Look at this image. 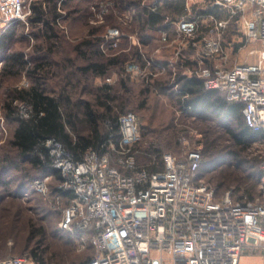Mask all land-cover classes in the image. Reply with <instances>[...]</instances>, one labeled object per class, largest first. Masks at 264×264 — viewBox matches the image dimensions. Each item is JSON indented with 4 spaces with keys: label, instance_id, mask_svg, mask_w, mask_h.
<instances>
[{
    "label": "built area",
    "instance_id": "built-area-1",
    "mask_svg": "<svg viewBox=\"0 0 264 264\" xmlns=\"http://www.w3.org/2000/svg\"><path fill=\"white\" fill-rule=\"evenodd\" d=\"M27 2L0 0L1 30L27 24ZM215 5L227 13L225 18L196 13L188 6L185 16L173 23L189 46H202L195 67L184 65L185 49H179L175 64L161 63L164 67L159 69L145 56V69L131 64L128 71L137 80L171 67L170 86L177 89L181 65L184 75L201 80L207 90L243 104L246 125L264 133V0H215ZM235 19L243 31L240 41L256 46L250 54L257 59L226 68L222 63L229 53L222 38ZM168 34L163 31L162 39L166 41ZM119 37L120 31L111 29L106 38L116 47ZM145 70L149 73L143 76ZM118 121L120 139L109 140L103 154L89 149L77 159L61 142H46L51 166L62 177L53 188L55 205L65 193L73 195L62 210L59 229L78 242L80 251L91 246L94 255L85 264H241L246 257L264 258V200L240 202L232 190L218 197L215 186L198 182L204 162L200 150L165 154L163 171L138 170L133 146L142 137L140 120L130 112ZM261 168L264 173V164ZM53 178L36 180L35 191L51 196ZM0 264L36 262L20 256Z\"/></svg>",
    "mask_w": 264,
    "mask_h": 264
},
{
    "label": "rangeland",
    "instance_id": "rangeland-1",
    "mask_svg": "<svg viewBox=\"0 0 264 264\" xmlns=\"http://www.w3.org/2000/svg\"><path fill=\"white\" fill-rule=\"evenodd\" d=\"M37 1L39 0L27 2L31 12L33 3ZM156 2L158 1L53 0L50 7L51 9L55 7L59 14L54 39L48 37L43 26L33 27L29 24L31 12L26 18L27 24L17 23L13 26L15 28L8 30L7 33L15 30L16 34L7 53L22 51L33 66L44 62L47 67L35 77H29L25 73L19 77L7 76L2 70L7 53H0V260L23 255L33 257L32 253L35 251L41 258L39 263L42 264L43 262L84 264L94 255L90 245L80 251L78 242H72L68 234L59 229L62 210L68 204L67 198H63L59 205H55L53 200L55 191L53 188L60 182L59 179L53 178L50 184L51 196L44 197L37 193L34 183L43 178L45 171L21 160L17 150L12 146L13 125L6 120L4 113V103L10 90L28 89L41 83L50 94L70 93L75 102H94L96 87L105 83L115 85L120 73L112 71L105 78L85 76L81 73L79 67L86 64L85 57L83 58L85 54L77 51L76 47L86 39L95 41L103 39L100 50L105 58L111 56L131 58L132 53L138 50L146 57L151 53L149 60L153 65H158L159 69L164 67L161 65L162 60L157 58L160 53H163L162 57L167 63L165 66L171 62L175 64L179 49L192 50L188 45V39L176 33L174 36L168 34L165 41L162 34L160 36L148 30L149 37L147 32L142 30V11L144 8H152ZM46 10H49L48 6ZM224 14L225 18L227 13L224 11ZM174 27L177 31L176 26ZM111 29L120 31L116 47L106 38ZM93 30H96V33L91 35ZM242 32L239 25L234 38H229L228 31L222 38L228 47L225 51L229 53L226 62L222 63L226 68L240 63L255 62L257 59L256 55L250 54L256 46L240 41H243ZM199 51H202V46L197 47V52ZM88 56L93 59L94 53L88 52ZM65 58H70L73 64L70 66L65 64ZM131 64L134 63H129L128 66ZM170 69L172 70L171 67ZM168 70L169 68L166 69ZM148 73L149 70H145L143 76ZM160 74L162 73H158L156 77H162ZM130 75L132 83L143 84L142 76L133 80L134 75L131 73ZM173 77L174 75L171 82ZM173 86L169 87L172 92L178 91L181 87L174 89ZM132 89L134 91L130 94H125L122 88H116L114 92L116 100L112 106L118 113V119L128 111L136 114L140 120L143 139L135 151L141 167L149 165L153 158L157 160L156 156L150 153L154 149H158L161 155L183 154L189 149L200 150L204 160L200 175L205 182L217 187L219 196L232 190L236 198L243 195L246 201L264 200V185L260 174L264 164L263 138L249 141L242 148L235 147L227 133L225 126L227 122L222 116L196 118L182 111L174 97V99L168 97L167 94L155 96L152 93L148 100H145L139 95L138 88ZM121 104H124L125 111L118 109ZM15 105L24 117L28 116V107L23 102L17 101ZM229 123L228 127H236L233 121ZM78 126L81 135L90 133V128L84 121L79 122ZM108 128H111V124L101 123V130ZM206 149L208 152H205ZM247 193L250 194L251 200L245 198ZM241 264H264V258L246 257L241 260Z\"/></svg>",
    "mask_w": 264,
    "mask_h": 264
},
{
    "label": "trees",
    "instance_id": "trees-1",
    "mask_svg": "<svg viewBox=\"0 0 264 264\" xmlns=\"http://www.w3.org/2000/svg\"><path fill=\"white\" fill-rule=\"evenodd\" d=\"M186 1L187 0H161L160 3L156 2L152 8H144L142 11L141 26L142 30L146 33L148 30L158 32L162 29L170 30L173 23L178 22L186 14ZM206 4L200 9L199 13L202 14H214L217 18H224L225 14L222 9L215 5V0H205ZM51 3L53 0H39L32 5V12L29 18V24L31 26H43L48 37L54 39L55 37V25L58 24L59 14L55 7L51 9ZM48 6L49 10H46ZM12 25L4 31L0 38V53H7L10 49L11 43L13 42L15 30L7 33L8 30L15 28ZM239 24L237 19L233 20L232 24L228 29L229 38H234L236 29ZM96 30L91 31V35H94ZM103 39L85 40L77 46L76 50L80 51L81 54H85L83 58L86 60L85 65L79 67L81 73L85 76H93L95 78H105L112 71L119 72L120 76L118 82L114 84H103L97 86L94 95V102L90 101H79L75 102L72 95L59 93L50 94L43 87L41 83L33 85L28 89H14L10 90L9 96L6 98L4 103L5 118L10 122L12 127V146L17 150L18 156L21 160L28 162L31 166L39 169H43L46 175H52L55 179L62 180L61 174L55 168L51 166L52 160L49 155L46 142L49 139H55L61 142L68 151L72 152L77 159H80L82 154L89 149L99 151L100 154L105 153L109 140L118 141L120 139L119 134V119L118 113L114 110L112 103L115 102L116 95L114 94L116 88H122L125 94H130L134 89L138 88L139 95L143 96L145 100H148L149 95L152 93L155 96L167 94L168 97L175 98L182 111L186 114L193 115L201 119H207L208 116L215 115L221 117L227 122V133L233 140L235 147H244L249 141L257 138L264 139V133H257L250 129L243 117L242 109L243 104L229 102L225 95L218 92L207 90L203 82L196 78H190L184 75V69L178 68L177 83L180 84L178 91L172 92L169 90L173 72L168 70L160 74L162 77H154L150 75L144 79L143 84L135 85L132 83L130 78V72L128 71V64L134 63L139 64L143 69L146 68V57L145 55L135 50L132 53L131 58L125 56H111L109 58L103 57L100 50ZM85 48V51H83ZM92 48H94L92 50ZM89 49V50H88ZM88 50V51H87ZM94 53V58H88V52ZM148 59L150 58L147 57ZM70 58H65V64L72 65ZM4 67L7 76L19 77L23 73L29 77H35L43 69L47 67L44 62H39L32 65L28 56L22 51H10L7 53L4 59ZM191 63L184 60V65L189 67ZM51 68V67H49ZM153 73H156V69L149 68ZM66 70V69H65ZM73 77V73L70 74ZM70 87L72 86L71 83ZM173 98V99H174ZM17 101L23 102L28 107V116L24 117L15 105ZM123 105V106H121ZM118 106L121 111L124 110V104ZM99 112V110H101ZM130 112H125L127 114ZM122 114V115H124ZM121 115V116H122ZM120 116V117H121ZM119 117V118H120ZM82 118V119H81ZM84 121L90 128L88 135H81L79 129V122ZM230 121L236 124V127H228ZM107 122L111 124V128L101 130V123ZM141 140L133 146V151L136 154L135 148L141 143ZM152 149V148H151ZM196 150V149H192ZM158 149L151 150V155L160 159L157 162L153 158L152 162L147 166H140L137 160V169H146L150 172L163 171V154L158 153ZM205 152H208L206 149ZM185 153V151H184ZM183 153V154H184ZM183 154H173L176 156H183ZM235 155H237L234 152ZM47 173V174H46ZM262 179L264 173L260 169ZM198 182H205V180L199 175ZM222 187V185H219ZM217 188V187H216ZM218 193V189H217ZM218 197L219 194H217ZM223 196V195H222ZM235 196V195H234ZM64 198H67V203L73 198L72 193H65ZM243 195L235 199L240 202H247L243 199ZM245 198L251 200L250 194H246ZM249 202V201H248ZM70 237V235L68 234ZM70 240L75 242L70 237ZM32 256L23 255L32 259L36 264L41 259L37 252H33ZM44 264V262H43ZM85 264V263H84Z\"/></svg>",
    "mask_w": 264,
    "mask_h": 264
},
{
    "label": "crops",
    "instance_id": "crops-1",
    "mask_svg": "<svg viewBox=\"0 0 264 264\" xmlns=\"http://www.w3.org/2000/svg\"><path fill=\"white\" fill-rule=\"evenodd\" d=\"M158 1V3H160L161 2V0H157ZM162 3V2H161ZM206 4V1L205 0H187L186 1V7H192V9L196 12V13H199L200 12V9L204 6ZM208 14V13H207ZM206 18V17H205ZM3 31V33H4V31L5 30H1L0 29V38H1V36L3 35V33H1ZM163 31H167L171 36H174V35H176V33H178L177 31H176V29H175V27H174V24H172V27H171V29L170 30H164V29H162V30H160V31H158V32H155V34H160V36H161V34L163 33ZM203 32V31H202ZM147 34H148V36L150 37V34H149V32H147ZM149 37H147V38H149ZM161 38V37H160ZM192 50H189L188 48L186 49V51H184L183 53V55H184V57H185V59H186V61H189L191 64L190 65H188L190 68H192V67H195V63H196V59H197V49L196 48H191ZM150 55H151V53H149ZM162 55H163V53H160V55H158L157 56V58H160V60H162L161 61V63H163V64H167L166 63V61L164 60V58L162 57ZM169 70L171 71V69L169 68Z\"/></svg>",
    "mask_w": 264,
    "mask_h": 264
}]
</instances>
